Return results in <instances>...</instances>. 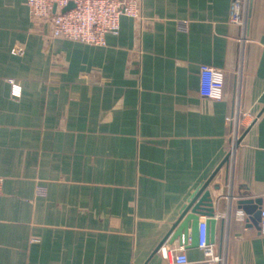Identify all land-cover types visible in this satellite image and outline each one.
I'll return each mask as SVG.
<instances>
[{"label": "crops", "instance_id": "0c3cea01", "mask_svg": "<svg viewBox=\"0 0 264 264\" xmlns=\"http://www.w3.org/2000/svg\"><path fill=\"white\" fill-rule=\"evenodd\" d=\"M231 1L140 0L141 17L88 45L0 0V264L142 262L232 146L229 118L240 135L264 99V0L245 27ZM204 64L224 71L221 99L200 93ZM240 199L264 205V116L200 204L222 258L191 246L188 219L149 264L182 249L188 264H264L261 217Z\"/></svg>", "mask_w": 264, "mask_h": 264}, {"label": "built area", "instance_id": "2783aa9c", "mask_svg": "<svg viewBox=\"0 0 264 264\" xmlns=\"http://www.w3.org/2000/svg\"><path fill=\"white\" fill-rule=\"evenodd\" d=\"M33 19L51 18L52 36L81 42L88 45H105L108 34H118L122 16L141 17L140 0H26ZM70 3L73 7L63 11ZM251 0H232L230 22L245 27L249 17ZM186 22L182 23L185 28ZM201 90L204 97L221 99L224 88V71L209 65H201ZM11 95H20V86L11 81ZM232 123V139L239 135V112L229 118ZM2 177L0 176V185ZM46 188L37 187V194L44 195ZM261 230L264 233V205L261 208ZM198 246L207 257L213 258L212 247L207 243L204 221H200ZM163 257L174 264H188L186 253L182 250L168 253ZM222 257H214L220 260Z\"/></svg>", "mask_w": 264, "mask_h": 264}, {"label": "water", "instance_id": "95a60500", "mask_svg": "<svg viewBox=\"0 0 264 264\" xmlns=\"http://www.w3.org/2000/svg\"><path fill=\"white\" fill-rule=\"evenodd\" d=\"M74 5L70 3L63 11H67L72 8ZM264 116V99L257 106L251 116L244 123L240 135L235 140V143L232 146H228L221 156L217 159L214 165L211 167L206 176L202 181L197 185L185 203L182 205L180 210L177 212L175 217L166 227L164 233L156 241L153 247L150 249L148 254L142 260L140 264H149L152 259L161 253L166 244L180 231L184 223L190 219V228H191V246H198V234L200 227L199 216H205L207 218L206 232H207V243L213 242L214 240V227L216 224L215 214L206 209H202L200 204L204 201L206 195L208 194L210 186L222 173V171L229 164L230 157L232 156L234 150L239 147L244 140L251 134L259 120ZM263 199H240L238 201V207L243 209L245 212L254 215L256 219L261 217V210L259 207L262 205ZM261 219V218H260ZM255 222V219L253 218Z\"/></svg>", "mask_w": 264, "mask_h": 264}, {"label": "rangeland", "instance_id": "374dc122", "mask_svg": "<svg viewBox=\"0 0 264 264\" xmlns=\"http://www.w3.org/2000/svg\"><path fill=\"white\" fill-rule=\"evenodd\" d=\"M236 139H237V138H236ZM236 139H232L230 143L233 145V144L235 143V140H236Z\"/></svg>", "mask_w": 264, "mask_h": 264}]
</instances>
